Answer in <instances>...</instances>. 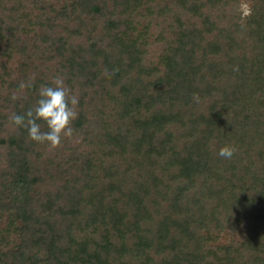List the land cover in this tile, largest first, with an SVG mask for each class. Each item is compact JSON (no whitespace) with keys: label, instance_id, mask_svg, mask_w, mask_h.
<instances>
[{"label":"trees","instance_id":"obj_1","mask_svg":"<svg viewBox=\"0 0 264 264\" xmlns=\"http://www.w3.org/2000/svg\"><path fill=\"white\" fill-rule=\"evenodd\" d=\"M0 264H264V0H0Z\"/></svg>","mask_w":264,"mask_h":264},{"label":"clouds","instance_id":"obj_2","mask_svg":"<svg viewBox=\"0 0 264 264\" xmlns=\"http://www.w3.org/2000/svg\"><path fill=\"white\" fill-rule=\"evenodd\" d=\"M111 73L113 69L106 68ZM34 78L22 81L19 89H32ZM38 98L33 107L26 109L24 113H12L9 121L14 127L25 128L29 139L38 143H47L50 147L60 144L62 136L70 135L72 132V120L78 110L79 96L72 93L66 85L62 75L52 78L51 84H40L37 88ZM10 99H18L14 92ZM193 99L199 101L198 95L193 94ZM42 120L47 130H42L38 121ZM237 151L236 145L226 143L218 150V155L231 159Z\"/></svg>","mask_w":264,"mask_h":264},{"label":"rangeland","instance_id":"obj_3","mask_svg":"<svg viewBox=\"0 0 264 264\" xmlns=\"http://www.w3.org/2000/svg\"><path fill=\"white\" fill-rule=\"evenodd\" d=\"M246 8H247L246 5H241L240 6V9H246ZM10 65L16 66V65H20V63H19L18 59L15 58ZM190 220L192 221V224H194V226L198 225V217H196L195 215L194 216H190ZM1 224H3V223H1Z\"/></svg>","mask_w":264,"mask_h":264}]
</instances>
